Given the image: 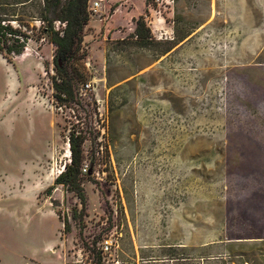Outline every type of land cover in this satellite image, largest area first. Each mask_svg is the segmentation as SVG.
<instances>
[{
    "label": "rangeland",
    "instance_id": "374dc122",
    "mask_svg": "<svg viewBox=\"0 0 264 264\" xmlns=\"http://www.w3.org/2000/svg\"><path fill=\"white\" fill-rule=\"evenodd\" d=\"M88 8L73 100L56 97L53 45L0 55V264H264V66L227 70L222 0ZM72 134L85 204L56 185Z\"/></svg>",
    "mask_w": 264,
    "mask_h": 264
},
{
    "label": "trees",
    "instance_id": "16d2710c",
    "mask_svg": "<svg viewBox=\"0 0 264 264\" xmlns=\"http://www.w3.org/2000/svg\"><path fill=\"white\" fill-rule=\"evenodd\" d=\"M88 4L89 0H0V54L13 64L15 58L24 54L31 41L44 40L53 45L56 48V72L60 78L53 80V87L62 103L75 98V76L82 79L76 68L71 75L68 67H74L82 60L79 53L85 28L90 21ZM57 23H61L62 27H57ZM135 35L144 44L151 39L150 28L142 17L137 20ZM82 142V136L71 135V164L58 176L56 185H63L85 204L81 185ZM65 225L68 231V223Z\"/></svg>",
    "mask_w": 264,
    "mask_h": 264
},
{
    "label": "crops",
    "instance_id": "0c3cea01",
    "mask_svg": "<svg viewBox=\"0 0 264 264\" xmlns=\"http://www.w3.org/2000/svg\"><path fill=\"white\" fill-rule=\"evenodd\" d=\"M221 9V11H217L212 27L215 26L217 29L223 30L226 34L225 37L230 39V50L226 53L228 57L227 70L230 71V74L232 71L238 70H262L264 66V0H222ZM193 32L195 34L196 31ZM183 45L175 51H178ZM173 54H179V52ZM101 57L102 52H99L98 58ZM199 57H196V61L205 64V74L211 79L218 78L222 72L220 63L212 59L202 63ZM185 59L190 60L189 57ZM180 165V161L168 162L166 170H170L167 173H183L184 170L180 171Z\"/></svg>",
    "mask_w": 264,
    "mask_h": 264
},
{
    "label": "built area",
    "instance_id": "2783aa9c",
    "mask_svg": "<svg viewBox=\"0 0 264 264\" xmlns=\"http://www.w3.org/2000/svg\"><path fill=\"white\" fill-rule=\"evenodd\" d=\"M99 7H100V3L94 2L92 7H91V10L93 12H96ZM58 25H61V23H57V27H59ZM224 54H226V53H224ZM94 89L95 88H94L93 82L86 83L82 86V91H84L86 93L93 91ZM56 107H57V110H59L61 112H63L65 109L68 108V106L66 104H62V103H58ZM85 172H87V170H85ZM112 248H113V241L105 240L104 241V251L108 252V251L112 250ZM244 264H249V263L244 262Z\"/></svg>",
    "mask_w": 264,
    "mask_h": 264
}]
</instances>
